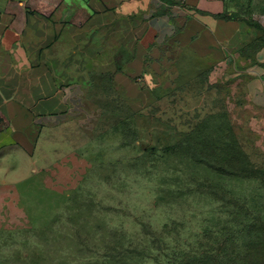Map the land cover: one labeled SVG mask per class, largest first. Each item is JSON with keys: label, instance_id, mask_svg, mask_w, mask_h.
I'll return each mask as SVG.
<instances>
[{"label": "rangeland", "instance_id": "obj_1", "mask_svg": "<svg viewBox=\"0 0 264 264\" xmlns=\"http://www.w3.org/2000/svg\"><path fill=\"white\" fill-rule=\"evenodd\" d=\"M212 1L245 39L222 65L175 52L150 61L144 86L141 75L124 82L89 66L79 114L52 125L44 148L61 192L41 194L42 224L0 231V264L239 262L264 223V141L248 77L232 65H264V0ZM171 79L187 81L183 94L215 81L210 113L186 132L156 96L172 90ZM140 85L154 104L134 107Z\"/></svg>", "mask_w": 264, "mask_h": 264}, {"label": "crops", "instance_id": "obj_2", "mask_svg": "<svg viewBox=\"0 0 264 264\" xmlns=\"http://www.w3.org/2000/svg\"><path fill=\"white\" fill-rule=\"evenodd\" d=\"M220 8L212 0H0V231L42 224L41 194L61 192L62 176L47 173L44 148L52 125L79 114L89 66L124 82L141 75L148 85L150 61L175 52L222 65L245 39ZM232 66L248 77L252 123L264 141V65ZM170 81L172 90L157 99L189 131L210 113L215 81L196 94L178 91L187 81ZM142 85L131 97L136 108L156 101Z\"/></svg>", "mask_w": 264, "mask_h": 264}, {"label": "trees", "instance_id": "obj_3", "mask_svg": "<svg viewBox=\"0 0 264 264\" xmlns=\"http://www.w3.org/2000/svg\"><path fill=\"white\" fill-rule=\"evenodd\" d=\"M236 264H264V223L260 225L255 241L246 244L244 254Z\"/></svg>", "mask_w": 264, "mask_h": 264}]
</instances>
